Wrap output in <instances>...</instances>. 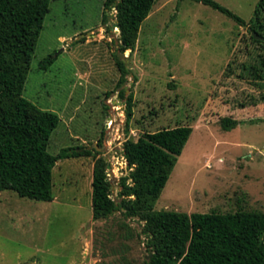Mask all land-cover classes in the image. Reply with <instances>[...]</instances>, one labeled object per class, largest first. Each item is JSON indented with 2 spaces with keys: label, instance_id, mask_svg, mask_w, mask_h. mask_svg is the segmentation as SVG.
<instances>
[{
  "label": "rangeland",
  "instance_id": "1",
  "mask_svg": "<svg viewBox=\"0 0 264 264\" xmlns=\"http://www.w3.org/2000/svg\"><path fill=\"white\" fill-rule=\"evenodd\" d=\"M105 1L50 4L23 94L61 118L50 153L84 146L94 155L57 163L52 201L0 193V264H146L144 220L122 211L94 220V163L108 161L119 201L132 170L125 141L179 125L193 131L155 209L264 212V41L252 37L260 0H215L246 25L203 1L156 0L135 49L124 53ZM258 16L264 25V10ZM50 55L54 63L41 69ZM117 57L129 70V123ZM225 117L240 123L226 129Z\"/></svg>",
  "mask_w": 264,
  "mask_h": 264
},
{
  "label": "trees",
  "instance_id": "2",
  "mask_svg": "<svg viewBox=\"0 0 264 264\" xmlns=\"http://www.w3.org/2000/svg\"><path fill=\"white\" fill-rule=\"evenodd\" d=\"M52 1L0 0V193L13 190L21 197L42 201L55 198L54 169L60 160L94 155L92 149L84 146L50 153L51 136L61 118L23 94ZM198 1L219 9L241 25L247 23L215 0ZM155 3L156 0L105 1V16L107 11H116L122 53L135 49L141 26ZM262 10L264 0L259 1L255 11L259 26L253 27L260 36L264 33V25L258 19ZM252 37L264 41L254 33ZM56 57L48 56L39 67L48 69ZM116 64L121 72L118 87L120 96L126 99L129 123L134 115V100L132 94L125 97L123 86L129 70L118 57ZM221 123L229 129L240 121L225 117ZM192 131L189 125H179L146 133L138 140L127 139L124 157L132 170L121 183L119 201L112 197L108 161L96 158L92 181L94 220L118 211L144 220L146 244L152 253L146 264H264V212L240 209L233 213L189 214L155 209Z\"/></svg>",
  "mask_w": 264,
  "mask_h": 264
},
{
  "label": "water",
  "instance_id": "3",
  "mask_svg": "<svg viewBox=\"0 0 264 264\" xmlns=\"http://www.w3.org/2000/svg\"><path fill=\"white\" fill-rule=\"evenodd\" d=\"M118 26V23L116 24ZM119 28V26H118ZM120 29H118L117 31H119ZM254 35L257 39H261V40H264V37L263 36H260L257 32H254Z\"/></svg>",
  "mask_w": 264,
  "mask_h": 264
}]
</instances>
